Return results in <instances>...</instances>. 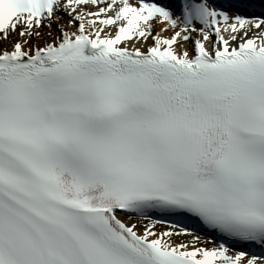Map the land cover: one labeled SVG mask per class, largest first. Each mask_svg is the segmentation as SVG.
<instances>
[{
    "label": "snow or ice",
    "instance_id": "obj_1",
    "mask_svg": "<svg viewBox=\"0 0 264 264\" xmlns=\"http://www.w3.org/2000/svg\"><path fill=\"white\" fill-rule=\"evenodd\" d=\"M0 264H264V0H0Z\"/></svg>",
    "mask_w": 264,
    "mask_h": 264
}]
</instances>
